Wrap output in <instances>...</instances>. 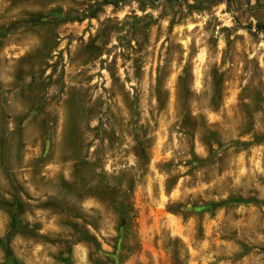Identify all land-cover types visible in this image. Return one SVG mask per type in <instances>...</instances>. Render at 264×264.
<instances>
[{"label":"rangeland","instance_id":"obj_1","mask_svg":"<svg viewBox=\"0 0 264 264\" xmlns=\"http://www.w3.org/2000/svg\"><path fill=\"white\" fill-rule=\"evenodd\" d=\"M7 247L263 264L264 0H0Z\"/></svg>","mask_w":264,"mask_h":264},{"label":"trees","instance_id":"obj_2","mask_svg":"<svg viewBox=\"0 0 264 264\" xmlns=\"http://www.w3.org/2000/svg\"><path fill=\"white\" fill-rule=\"evenodd\" d=\"M120 222H119V232L122 234L123 229L125 228L127 216L125 212V207L123 203L120 204ZM13 231L9 233L8 237L5 239L6 243H9L10 237H12ZM6 259H7V264H21L13 255L12 251L7 247L6 249Z\"/></svg>","mask_w":264,"mask_h":264},{"label":"water","instance_id":"obj_3","mask_svg":"<svg viewBox=\"0 0 264 264\" xmlns=\"http://www.w3.org/2000/svg\"><path fill=\"white\" fill-rule=\"evenodd\" d=\"M263 264H264V253H263Z\"/></svg>","mask_w":264,"mask_h":264}]
</instances>
